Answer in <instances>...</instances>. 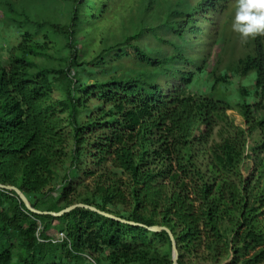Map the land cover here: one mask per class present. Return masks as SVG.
Segmentation results:
<instances>
[{"label":"trees","instance_id":"trees-1","mask_svg":"<svg viewBox=\"0 0 264 264\" xmlns=\"http://www.w3.org/2000/svg\"><path fill=\"white\" fill-rule=\"evenodd\" d=\"M129 1L68 0L65 22L2 4L0 35L15 37L4 55L0 36V183L41 211L85 203L145 226L86 207L37 213L0 188V264H173L153 225L172 231L180 264H264L263 35L221 70L226 0H180L164 17L158 0ZM124 63L147 72H108ZM252 70L239 126L210 92Z\"/></svg>","mask_w":264,"mask_h":264},{"label":"rangeland","instance_id":"rangeland-1","mask_svg":"<svg viewBox=\"0 0 264 264\" xmlns=\"http://www.w3.org/2000/svg\"><path fill=\"white\" fill-rule=\"evenodd\" d=\"M11 2V4L14 6L13 14L15 17H19L23 12H27L31 17L38 18V17H44L51 20H57L65 22L67 20L66 14H65V7L67 5L68 0H0V17L3 20V6L2 4L4 2ZM180 0H158V4L156 5L155 10H160L161 6L163 7L161 11V16L164 17V14L167 12L166 9L168 5H173L174 7L177 6V3H179ZM196 0H187V2H190L191 5L195 3ZM228 2V11L223 16L222 21V29L220 30L218 40H220V37L223 35L224 38V45H223V54L220 55L221 63L219 65V68L222 70L224 68L231 69L236 65L237 60L240 57H244L247 54L253 53V41L254 39L249 38L246 42H241L239 38V34L235 33L231 29V22L233 19V16L235 15L236 10V2L237 0H226ZM132 3V0L129 1V4ZM160 3H162L160 5ZM139 5L138 2L134 4V7H137ZM136 14H138V11H136ZM220 14V13H219ZM140 16V15H139ZM152 16V15H151ZM146 16V18L152 20V17ZM4 33L1 36V42L4 44L5 48L3 50V54H6V51L10 45V42L13 43L15 33L12 31L10 26L4 25L3 28ZM264 39V35H263ZM145 41H152L151 45L154 47H158L159 43L157 41L152 40V38H146ZM63 44L62 41H59L56 49L54 48L51 52L53 59H50V62L58 63L59 56L62 52H64L60 46ZM217 45L213 48V54L212 59L217 58ZM161 49L164 53L170 52L171 48L167 45H162ZM129 52H133V50L129 49ZM41 61L44 63H48V60H45L44 58H40ZM117 64V63H116ZM113 65L108 72L110 71H116L122 70L125 71L127 74H129L135 67H140L144 72H147L146 67L143 64H128L124 63L122 65ZM230 70V71H231ZM154 72L158 74L160 72L159 69H155ZM94 76H90L89 80H94ZM256 79V72L254 70L250 71L249 74L246 77L243 76H235L232 81L226 85L219 86L217 90L210 92L212 95H218L221 99H224L228 101L230 104L234 106V104L238 100H243L240 92L239 87L246 86L250 91L251 95L248 98L249 102H254L256 99V96L254 95L255 87L254 82ZM196 84V88H197ZM59 93L56 92V95ZM235 107V106H234ZM228 114L234 119L235 123L239 126H245L244 117L240 114L239 110L235 107V109L229 110Z\"/></svg>","mask_w":264,"mask_h":264},{"label":"clouds","instance_id":"clouds-1","mask_svg":"<svg viewBox=\"0 0 264 264\" xmlns=\"http://www.w3.org/2000/svg\"><path fill=\"white\" fill-rule=\"evenodd\" d=\"M231 29L241 42L264 35V0H237Z\"/></svg>","mask_w":264,"mask_h":264},{"label":"water","instance_id":"water-1","mask_svg":"<svg viewBox=\"0 0 264 264\" xmlns=\"http://www.w3.org/2000/svg\"><path fill=\"white\" fill-rule=\"evenodd\" d=\"M0 188H4V189H9V190H14L18 196L20 197V199L25 203V205L27 206L28 209H30L31 211H34V212H37V213H51L53 215H62L66 212H69L71 210H73L74 208L76 207H86V208H89V209H92L94 211H97L103 215H106V216H109V217H112L116 220H119V221H122V222H125V223H131V224H137V225H141V226H145L144 224H141V223H137V222H134V221H130V220H127V219H124V218H121L119 216H116L114 214H111V213H108V212H105V211H102L98 208H96L95 206H92V205H89V204H85V203H74L60 211H57V212H54V211H41V210H38L36 208H34L29 199L27 198V196L24 194V192L16 187V186H12V185H5V184H1L0 183ZM148 229L152 230V231H160V230H166L170 236V239L172 241V247H173V264H180L178 262V257H179V252H178V248H177V243H176V240H175V237H174V234L172 233V231L165 227V226H159V225H153V226H147Z\"/></svg>","mask_w":264,"mask_h":264}]
</instances>
